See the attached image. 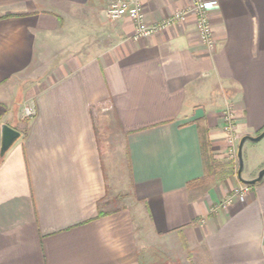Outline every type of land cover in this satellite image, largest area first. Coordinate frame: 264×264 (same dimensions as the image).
Wrapping results in <instances>:
<instances>
[{
  "label": "crops",
  "instance_id": "crops-1",
  "mask_svg": "<svg viewBox=\"0 0 264 264\" xmlns=\"http://www.w3.org/2000/svg\"><path fill=\"white\" fill-rule=\"evenodd\" d=\"M141 1L151 24L191 2ZM110 2L0 0V126L21 134L0 264H264V177L234 194L264 160L237 176L222 130L226 106L237 143L264 129V0H217L213 51L191 14L133 38Z\"/></svg>",
  "mask_w": 264,
  "mask_h": 264
},
{
  "label": "built area",
  "instance_id": "built-area-1",
  "mask_svg": "<svg viewBox=\"0 0 264 264\" xmlns=\"http://www.w3.org/2000/svg\"><path fill=\"white\" fill-rule=\"evenodd\" d=\"M190 6L178 11L173 17L156 22L148 23L145 20L144 6L141 0H111L106 6L105 14L110 20H117L123 16H128L135 25L133 38L147 37L153 33L163 31L168 27L182 21L188 14L193 15L195 19L196 36L198 40L206 46L209 50L213 51L216 47V42L213 37L211 23L209 22V11L216 8L217 0H190ZM230 106H226L222 111V130L225 133V138L229 144V155L237 160V141L234 137V119L233 112ZM34 114L31 107L23 106V116L31 117ZM251 186L248 184H240L234 188V194L243 197L248 194ZM231 197L226 198L219 205L222 208L227 207L230 203Z\"/></svg>",
  "mask_w": 264,
  "mask_h": 264
},
{
  "label": "water",
  "instance_id": "water-1",
  "mask_svg": "<svg viewBox=\"0 0 264 264\" xmlns=\"http://www.w3.org/2000/svg\"><path fill=\"white\" fill-rule=\"evenodd\" d=\"M21 136V134L19 133V131H17L16 129L10 127L9 125L3 123L0 126V156L3 157V155L6 153V151L13 145V143L19 139V137ZM264 137V129L258 133L257 135L254 136H250V135H244L241 136V138L239 139V142L237 144V163H238V169H237V176H239V174H241L242 171V147L244 145V143L246 141H251V142H257L259 140H261ZM257 176L254 177L253 179H249V180H244L240 177L241 181L244 184H248L249 185H254L258 182H260L262 180V178L264 177V166L259 170L258 174H256Z\"/></svg>",
  "mask_w": 264,
  "mask_h": 264
},
{
  "label": "rangeland",
  "instance_id": "rangeland-1",
  "mask_svg": "<svg viewBox=\"0 0 264 264\" xmlns=\"http://www.w3.org/2000/svg\"><path fill=\"white\" fill-rule=\"evenodd\" d=\"M27 118L23 116L22 120H25V119L27 120ZM241 150H242V162H241L242 171L241 172H246L247 169L256 168L262 162V160H264V137L257 142L247 141L243 145ZM237 161L238 160L235 161L236 170L238 169Z\"/></svg>",
  "mask_w": 264,
  "mask_h": 264
},
{
  "label": "trees",
  "instance_id": "trees-1",
  "mask_svg": "<svg viewBox=\"0 0 264 264\" xmlns=\"http://www.w3.org/2000/svg\"><path fill=\"white\" fill-rule=\"evenodd\" d=\"M202 139V138H201ZM203 140V139H202ZM203 145H204V147L206 148V141L204 140L203 141ZM3 157L2 156H0V159H2ZM214 162V161H213ZM250 186H252V185H250Z\"/></svg>",
  "mask_w": 264,
  "mask_h": 264
}]
</instances>
